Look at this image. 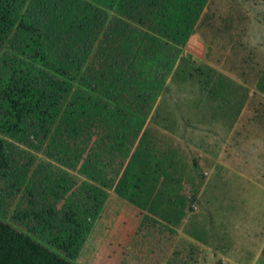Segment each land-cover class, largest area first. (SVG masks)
I'll use <instances>...</instances> for the list:
<instances>
[{
    "label": "rangeland",
    "instance_id": "374dc122",
    "mask_svg": "<svg viewBox=\"0 0 264 264\" xmlns=\"http://www.w3.org/2000/svg\"><path fill=\"white\" fill-rule=\"evenodd\" d=\"M194 1L201 6L200 13L192 29L183 33L178 41L160 38L157 31L152 28L150 31L149 25L139 24L136 19H123L135 32L158 37L167 47H156L143 39L140 44L132 45L135 52L141 50L140 46L149 49V58L154 63L162 61L157 65L151 60L145 63V60L139 61L138 56L135 67L139 73H148L145 78L150 79L161 75L165 78L161 87L147 89V100L142 93H137L133 114L121 120V131L118 115L96 116L91 109L83 119L86 130L77 141L63 136L57 121L54 122L56 127L48 131L44 128L49 125L33 120L17 127L16 122L8 118L10 124L6 127L0 116V140L3 142L0 219L73 262L85 223L93 217L101 196L93 194L94 199L84 207V194L80 193L83 191L75 194L71 190H188L192 209L194 204L198 205V190H205L204 203L211 201L216 205V194L209 195L206 191L216 190V166L219 165L216 163V136L228 134L226 128L231 123L264 121L261 114L264 101L255 83L245 80L238 83L232 78L236 74L254 80L259 75L264 45L261 36L264 33V0ZM78 2L98 10L94 13L97 17L93 27L82 39L73 34L75 30L70 26L75 18L72 9L81 6ZM104 3L98 0H28L25 5L23 12L34 16L35 23L43 31L42 40L47 50L51 48V60L58 58L64 63L69 55L84 58L71 62L69 78L50 75L29 57L20 58L24 69H35L45 76L46 79L41 76L43 80H36L42 90L47 89V78H54L55 89L52 84L50 88L57 100L67 89L71 96L80 91L81 75L90 76L91 87L100 89L99 73L105 70V65L93 58L91 43L95 46L104 37L105 19L108 23L119 20L115 9ZM52 5L58 7L55 12ZM15 30L16 27L13 35L22 34L14 33ZM121 40L124 39L117 38ZM88 47L92 48L84 53V48ZM4 52L8 56L11 53L5 49ZM3 64L8 65V61L1 58L0 84L5 73ZM78 67L80 73L77 74ZM9 88L15 92L22 90L24 95V85L20 88L16 83ZM111 89L116 90L115 86ZM46 92L52 98L53 91L47 89ZM69 95L64 96L68 98ZM94 97L88 93L89 105ZM119 98L127 103L128 93L120 90ZM27 104L23 100L21 108L28 113ZM110 123H114L115 130L105 125ZM11 128L18 131V135ZM22 133L25 135L21 136ZM259 165L255 163L253 167ZM239 192L235 190L230 195L232 200L242 203L244 209L239 207L231 216L243 217L246 222L252 221L251 225L260 226L259 221H264V190Z\"/></svg>",
    "mask_w": 264,
    "mask_h": 264
},
{
    "label": "trees",
    "instance_id": "16d2710c",
    "mask_svg": "<svg viewBox=\"0 0 264 264\" xmlns=\"http://www.w3.org/2000/svg\"><path fill=\"white\" fill-rule=\"evenodd\" d=\"M98 1L105 2V5L114 8L117 18H119V20L111 23H108V19H105L104 37L95 46L91 43V46L94 47L93 58L100 60L105 65L106 70L105 72V70L102 71L101 69V73H99L102 81L98 84L100 89L91 87L93 82L90 76L81 75L79 78V84L82 85L80 91H76L78 93L71 96L68 94L69 90L67 89L64 95H69L68 98L62 95L57 100L54 90L50 88L52 84L55 89L54 78L48 77L49 81L46 83V88L53 91L51 98L48 97L47 89L42 90L36 82V80H43L42 77L46 79L45 76L35 69H24V62H21L20 58L29 57L28 59L34 60L40 67L48 70L50 75L69 78L71 62L80 57L72 58L69 55L67 58V60H70L69 63L67 60L64 63L59 62L58 58L51 60L49 55L51 48L47 50L44 46L45 42L42 40L43 31L35 23V17L23 12L28 0H0V59L4 58L5 62L8 61V65H2L5 73L1 80L5 84L3 85L4 88L1 87L0 89V116H3L1 117V122L4 126H9L10 120L8 118L14 120L17 127L33 120L39 124H41V121L46 123L49 126L44 129L51 131L53 126L56 127L54 122L57 121L59 123L58 127L63 130V136L77 141V138L83 136L81 134L86 130L83 125V119L89 109H91L96 116L102 114L118 115L120 120L119 131H121V120H127V116L133 114L137 102V93H142L145 100H147V89L153 86L155 88L161 87L165 78L164 75L153 79L145 78L148 77V73L141 75L135 67V60L139 56V61L145 60V63H150V52L145 45L143 47L148 50H144L140 46L139 49L141 50L135 52V46L132 45L140 44L143 39L145 42L155 44L156 47H167L164 40L161 41L158 37H152L149 33L140 34L135 32L123 19H136L139 24L149 25L150 31H152L151 28L154 32L157 31L160 38L162 37L166 41H178L183 33L192 29L201 9L198 1L194 0ZM78 3L81 5L80 8L76 6L71 11L75 18L73 17L70 26L75 30L73 34H78L79 38L82 39L86 37L88 31L93 27L97 17L94 13L98 10H96L95 6ZM32 5L37 8L36 4L32 3ZM52 8L54 12L58 9L54 5H52ZM101 16L104 17V14L101 13ZM151 24L152 27L150 26ZM14 27L17 29L14 33L19 31L22 34L13 35L12 30ZM145 29L148 28L146 27ZM132 32L135 34H132ZM29 35L30 37H28ZM60 37L58 36V40H60ZM118 37L124 40L117 41ZM13 41H15L14 44ZM92 47L84 48V53H88ZM4 49L5 51L10 50L9 56L5 55V52L3 54ZM161 63L162 61L160 60L154 64ZM161 66L168 70L165 65ZM79 67L75 70L77 74L80 73ZM16 83L20 88L24 85V95L22 90L15 92L9 88L10 85H15ZM114 86L116 90L111 89ZM120 90H125L128 93L127 103H124L119 98ZM88 93L95 96L92 98L90 105L87 103ZM23 100L28 103V113L21 108ZM65 100L67 103H65ZM53 101L57 102L54 103ZM105 125L109 128L111 127L110 129H114V123ZM11 131L16 132L15 135H18V131H15L14 128H11ZM7 134L10 135L9 133ZM22 135L25 134L22 133ZM117 139H121L120 135H117ZM2 143L0 140V156H2ZM0 264L75 263L0 219Z\"/></svg>",
    "mask_w": 264,
    "mask_h": 264
},
{
    "label": "crops",
    "instance_id": "0c3cea01",
    "mask_svg": "<svg viewBox=\"0 0 264 264\" xmlns=\"http://www.w3.org/2000/svg\"><path fill=\"white\" fill-rule=\"evenodd\" d=\"M261 50L256 79L236 74L232 78L255 83L264 101V45ZM226 130L228 134L216 136V190H206L216 194V205L204 203L205 190H198L193 209L188 190H71L83 191L84 207L93 194L101 196L85 223L73 262L264 264V221L255 227L243 217L233 218L231 212L244 206L230 195L235 190H264V121L231 123Z\"/></svg>",
    "mask_w": 264,
    "mask_h": 264
}]
</instances>
